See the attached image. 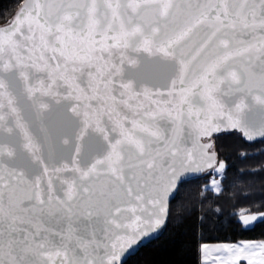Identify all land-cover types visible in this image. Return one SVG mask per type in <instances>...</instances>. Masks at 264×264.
<instances>
[{"label": "snow or ice", "instance_id": "6c2138e0", "mask_svg": "<svg viewBox=\"0 0 264 264\" xmlns=\"http://www.w3.org/2000/svg\"><path fill=\"white\" fill-rule=\"evenodd\" d=\"M0 19V264H122L219 220L229 192L256 205L229 223L264 225L245 180L264 164L230 162L264 144V0H16ZM193 174L219 177L200 209L183 202ZM197 253L264 264V239Z\"/></svg>", "mask_w": 264, "mask_h": 264}, {"label": "trees", "instance_id": "16d2710c", "mask_svg": "<svg viewBox=\"0 0 264 264\" xmlns=\"http://www.w3.org/2000/svg\"><path fill=\"white\" fill-rule=\"evenodd\" d=\"M15 5L16 0H0V17H7ZM0 23H2V19H0ZM218 144L223 145L222 152L224 155L219 157L221 159L232 154L237 148V142L230 136L224 137L218 141ZM261 149H264V144L240 149L241 152L247 151L254 154L255 158L241 163L236 159V156L239 155V152H236L232 155L230 162L235 164L237 168L258 171L264 164V157L259 156ZM210 177L205 174L189 179V183L186 184L182 194L183 202L193 201L196 208L200 209L202 206L198 200ZM245 180L255 182L257 193L264 190V177H246ZM237 183L239 186H243L245 181H237ZM226 195L229 198L224 207L225 215L219 220L216 216H212L201 229L198 221L193 217L184 228L164 232L159 238L141 246L136 254L128 258V261L123 264H198L197 244L201 242V239L203 242L209 243L264 239V225L242 232L235 223L228 222L230 219L235 220L242 208L245 211L254 210L256 205L242 198L234 197L232 192Z\"/></svg>", "mask_w": 264, "mask_h": 264}, {"label": "water", "instance_id": "95a60500", "mask_svg": "<svg viewBox=\"0 0 264 264\" xmlns=\"http://www.w3.org/2000/svg\"><path fill=\"white\" fill-rule=\"evenodd\" d=\"M205 174H193L189 177V179H192V178H195V177H201V176H204ZM161 234H153V236L151 238H148L146 239L145 241H143L140 245H139V248L143 245H146L147 243H150L152 241H154L155 239L159 238ZM138 248V249H139ZM136 254V253H135ZM134 254V255H135ZM126 262V261H122V264Z\"/></svg>", "mask_w": 264, "mask_h": 264}, {"label": "rangeland", "instance_id": "374dc122", "mask_svg": "<svg viewBox=\"0 0 264 264\" xmlns=\"http://www.w3.org/2000/svg\"><path fill=\"white\" fill-rule=\"evenodd\" d=\"M212 178H217V179H219V177H212V176H211V177L209 178V180H208L207 186H210V185H211V179H212ZM238 213H239V212H238ZM243 264H246V262H243Z\"/></svg>", "mask_w": 264, "mask_h": 264}]
</instances>
